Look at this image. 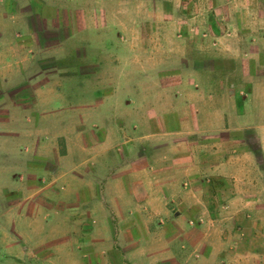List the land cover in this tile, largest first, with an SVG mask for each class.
Returning a JSON list of instances; mask_svg holds the SVG:
<instances>
[{
    "label": "rangeland",
    "instance_id": "obj_1",
    "mask_svg": "<svg viewBox=\"0 0 264 264\" xmlns=\"http://www.w3.org/2000/svg\"><path fill=\"white\" fill-rule=\"evenodd\" d=\"M263 101L264 0H0V264H153L138 238L116 239L113 208L97 205L112 203L117 170L160 161L179 164V187L201 193L166 214L138 210L159 233L181 237L179 255L156 264H193L209 248L215 264H264V152L254 128L264 125ZM245 152L250 160L234 162ZM185 153L191 165H181ZM207 158L206 168L233 158L231 177L216 175L225 166L204 173ZM245 168L254 193L223 208L247 182ZM81 177L93 181L79 187ZM41 188L27 200L39 217H59L49 204L88 200L70 215L82 216L88 241L48 238L42 226L37 239L27 227L17 241V216L2 224L1 215ZM136 228L144 236L146 226Z\"/></svg>",
    "mask_w": 264,
    "mask_h": 264
},
{
    "label": "crops",
    "instance_id": "obj_2",
    "mask_svg": "<svg viewBox=\"0 0 264 264\" xmlns=\"http://www.w3.org/2000/svg\"><path fill=\"white\" fill-rule=\"evenodd\" d=\"M261 85L258 86L257 91L258 95L260 94ZM264 102V101H263ZM264 105V103H263ZM217 112V111H216ZM211 113L209 115L211 118H213V115H217V113ZM259 113H264V110L260 109ZM254 128L256 129L257 136L260 141V146L264 152V125H255ZM213 130L212 128L209 130H204V131H210ZM155 135V134H154ZM160 135V134H156ZM158 139V138H157ZM156 139V140H157ZM128 142V141H127ZM195 141H193V144L195 145ZM122 144V142L117 143L116 145ZM125 144V142H124ZM205 147V146H204ZM201 148V147H200ZM214 150L211 151V153ZM197 148H195L194 153L196 154ZM218 153V152H217ZM208 152L204 149L200 150L198 154L200 155L199 157H203L205 159L208 157ZM249 153L245 152L241 155H238L233 158H227L226 160H221L219 165L215 164L209 168L208 167V158L206 161V165H200L202 166V170L204 173H209V176H215V172L221 169L222 166H225V171L226 172H220V174H216L222 177H231V175L228 174V172H231V168L234 167V165H229L231 162L230 160H236L234 162H238L240 158L243 156H248ZM250 156V155H249ZM198 157V158H199ZM252 158L251 156L249 157ZM190 161H192V157L190 154L185 153V156L182 158L181 157V165L187 166L190 164ZM176 163V162H175ZM178 163V160H177ZM161 165H158L157 168H155L154 162L147 163L146 169H130L127 170V168H122L117 170L115 173H113V184H114V192H113V199L112 203H109L110 201L108 199L102 198L103 202H99L97 207L99 208V211L103 214L104 210L111 209L113 208L114 216L117 218L115 219L116 223L115 226H118V228H115V236L117 240H122L125 242H130L132 239H136V241L140 245L142 243L144 245H147L148 248L144 252V259L150 260L151 258H154L155 260L153 261V264H156L157 262H164V261H169L173 256L179 255L178 251L180 250V243H181V237L180 235H175L172 230H169L168 232H163L159 233V228L155 227L153 223L149 220L146 219V217L143 215H138L137 212L139 209L144 208V209H151L153 211L157 210H164L167 212H163L164 214L168 213L171 209V207L176 204V206H180L181 202L185 203V196H191L193 195V198L197 200L198 196L200 195L201 191L198 189L195 190H190L186 188H180L179 183L177 182L179 179H181V173L187 174V172H183L184 170H180L179 164H177L178 171H175L173 168H163L164 163L160 161ZM217 164V163H216ZM79 165V164H78ZM191 165V164H190ZM175 166V164H173ZM199 166V165H198ZM196 166V168L198 167ZM205 166V168H204ZM139 167V166H138ZM213 169V170H212ZM199 172L202 171L201 169H198ZM188 171V170H186ZM188 172H194L193 171H188ZM251 170L248 168H245L243 171V178L247 180L243 184V187L241 188H236L235 189V196L229 197L225 204L223 205V208H229L232 205H236L237 207L241 205L242 201V193L252 195L254 192H252V185L249 184V181L251 180L250 176ZM84 173V172H83ZM85 174H90L89 171H87ZM192 174V173H191ZM193 175H196V173H193ZM145 178V180L141 181H136L132 182V178ZM82 178V177H81ZM92 179L89 180H84L83 178L81 179V184L79 187H86L85 182H90ZM93 181V180H92ZM245 186V187H244ZM259 189V188H258ZM44 189H38L36 192L31 193L27 198H23L19 202H17L16 205L9 206L8 209L1 215L3 216L2 218V224H5V220L8 219V223L10 222L9 219H11V216H17L18 220V233H17V241L20 240H25V236L27 235L26 229L27 227H30L33 229L32 231H28L30 234H33L35 239L36 237L39 236V227L42 226L43 229H45V233L48 232V238L54 239L55 235H59L62 233H66L65 238H61L62 240H67V242L71 243H77L80 242L83 243L84 241H88L90 233L87 231V233L84 232V229L79 228L78 226L81 225L84 221V219H81L80 217H71L70 215L73 214L71 212H75V210L83 208L82 206L88 205V200H84L83 198L80 201H84V203L79 204V201L75 204L72 205H67L65 208H57L58 205H53L49 204V209L53 212H49V214H58L59 217H52V219H49L47 215L43 216H38L39 214L36 213L35 211L33 212L35 215H32L31 213H28L27 210H29V204L27 203V200L33 198H36ZM203 193H205V189L203 190ZM80 194V192H79ZM78 194V195H79ZM181 195L183 196L184 200L181 201ZM31 197V198H30ZM252 197V196H251ZM247 201V200H246ZM174 202V203H172ZM189 202H193L192 199H189ZM95 203V202H94ZM33 205V206H32ZM31 206L33 207L34 210L36 209H41L42 204H37L34 205L32 204ZM174 208V207H173ZM207 208V206H206ZM65 211L64 214L66 215H61L59 211ZM103 210V211H102ZM69 212V213H68ZM13 213H16V215H12ZM148 214V213H147ZM83 220V221H82ZM180 219H174L171 224L174 225L176 223H180ZM7 223V224H8ZM57 223V224H56ZM63 223V226H62ZM129 225L130 229H125L124 227L126 225ZM214 225L216 223H213ZM144 227L146 226V229L144 230L143 228V234L141 238H139L138 234L135 233L137 230L136 226ZM217 227L219 228V232H224L226 225L225 224H216ZM84 226V224H83ZM201 228H203L202 225H200ZM124 228V229H122ZM64 229V230H63ZM65 231V232H63ZM9 232V231H8ZM98 234L101 233V229H97ZM131 232V233H130ZM10 233V232H9ZM28 233V234H29ZM43 233V231H41ZM121 233L125 234L122 235ZM159 233V234H158ZM11 234V233H10ZM102 234V233H101ZM13 235V234H11ZM160 235L158 238L157 236ZM47 236V235H45ZM226 238V237H225ZM225 238H222V244L226 246ZM33 239V238H32ZM97 240L101 241L102 239L97 238ZM128 246V245H127ZM84 245L81 244V248L83 250ZM126 249L128 247H125ZM79 249V246L77 248H73V254L72 257H78V254H80V251H77ZM224 250L219 254V260L222 263H225V257L227 256V248L224 247ZM138 253V252H137ZM136 253V254H137ZM147 254V255H146ZM142 255V256H143ZM248 255V254H247ZM248 257V256H247ZM214 259H216L213 254L211 248H209L206 252V254L199 255L198 260H194L192 263L193 264H215ZM236 264H247V260L244 257H241V259H237Z\"/></svg>",
    "mask_w": 264,
    "mask_h": 264
}]
</instances>
